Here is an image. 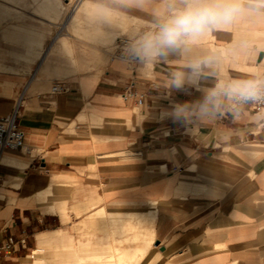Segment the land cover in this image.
<instances>
[{
  "label": "crops",
  "instance_id": "0c3cea01",
  "mask_svg": "<svg viewBox=\"0 0 264 264\" xmlns=\"http://www.w3.org/2000/svg\"><path fill=\"white\" fill-rule=\"evenodd\" d=\"M198 51L220 57L218 73L179 90L176 55L150 67L113 53L75 66L45 55L25 80L0 79V114L24 88V145L0 152V247L13 244L0 264H264V113L172 116L218 78L264 68V25L238 23ZM55 81L67 92L51 93ZM130 83L141 105L122 98ZM109 226H146L158 245L143 259L145 243L114 249L110 261Z\"/></svg>",
  "mask_w": 264,
  "mask_h": 264
},
{
  "label": "rangeland",
  "instance_id": "374dc122",
  "mask_svg": "<svg viewBox=\"0 0 264 264\" xmlns=\"http://www.w3.org/2000/svg\"><path fill=\"white\" fill-rule=\"evenodd\" d=\"M43 1L0 0V79L25 80L33 74L46 52L47 55L54 56L58 62L66 61L71 66L91 58L106 59L108 53H113L118 38L126 37L131 42L152 19L147 14L126 5L139 4L138 0H88L87 6L91 10L80 12L78 18L69 23L84 0H48L53 10L48 1ZM123 14L128 18L126 19ZM229 28L208 34L202 42L212 39L215 33L224 32ZM27 44L32 46L31 52ZM4 85L11 86V83ZM149 214L148 211L147 215ZM123 219V215L110 218L112 223ZM142 243L147 244L142 255H138L143 259L146 250L156 246L150 242L146 226H109V247L116 262L119 252H131L132 245ZM108 248L104 250L107 253ZM114 249H118L119 252ZM54 250L50 253L46 251L53 260L58 259V256L53 254ZM134 259H127V262L122 261L120 264H137L138 261L134 262ZM142 264H145L144 259Z\"/></svg>",
  "mask_w": 264,
  "mask_h": 264
},
{
  "label": "clouds",
  "instance_id": "9594fccd",
  "mask_svg": "<svg viewBox=\"0 0 264 264\" xmlns=\"http://www.w3.org/2000/svg\"><path fill=\"white\" fill-rule=\"evenodd\" d=\"M149 11L148 26L130 42L129 52L146 66L172 55L182 60L183 70L174 73L176 89L197 86L202 77L218 73L220 57L198 51L210 33L249 21L264 25V0H138ZM240 48L247 45L241 43ZM264 100V68L243 79L218 78L194 107L177 105L172 116L178 121L219 115L238 105Z\"/></svg>",
  "mask_w": 264,
  "mask_h": 264
},
{
  "label": "built area",
  "instance_id": "2783aa9c",
  "mask_svg": "<svg viewBox=\"0 0 264 264\" xmlns=\"http://www.w3.org/2000/svg\"><path fill=\"white\" fill-rule=\"evenodd\" d=\"M130 39L126 37H120L114 47L113 54L120 58L126 59L130 62H135L137 59L133 57L129 52ZM133 84L130 83L129 86L122 93V98L124 100L128 98H134L137 105H141L143 100L142 96L138 95L133 89ZM51 93H64L67 92L66 87L63 83L55 81L50 86ZM24 96V88L20 91L17 96L14 105L10 112L7 114H0V152L1 151H16L23 147L24 142V131L19 126L18 119L20 116V111L22 108V101ZM251 106L256 112L264 113V100L256 102H248L246 104L238 105L240 106ZM24 240L21 239V242ZM13 244L5 243L0 247V250L7 251L11 249Z\"/></svg>",
  "mask_w": 264,
  "mask_h": 264
},
{
  "label": "bare ground",
  "instance_id": "6f19581e",
  "mask_svg": "<svg viewBox=\"0 0 264 264\" xmlns=\"http://www.w3.org/2000/svg\"><path fill=\"white\" fill-rule=\"evenodd\" d=\"M43 1V0H42ZM46 1H48V0H46ZM44 2V1H43ZM49 2V1H48ZM42 3V2H41ZM40 3V4H41ZM44 4V3H43ZM42 4V5H43ZM45 4H47V3H45ZM89 3H88V0H84V1H82V3L80 4V6L78 7V9H77V13L75 14V15H73L72 16V18L68 21L69 23L70 22H73L76 18H78V15H79V13L80 12H83V11H86V12H88V11H90L89 9H88V5ZM42 5L40 6V7H42ZM49 5H51V3L49 2ZM47 7V6H46ZM49 7V6H48ZM50 8L53 10V6L51 5L50 6ZM94 8H96V7H94ZM98 8V7H97ZM98 10V9H97ZM107 12H108V10H106ZM121 13V12H120ZM116 15V14H115ZM119 15V14H118ZM117 15V16H118ZM121 15V14H120ZM124 15V14H123ZM125 16V15H124ZM119 17V16H118ZM126 17V16H125ZM120 18V17H119ZM121 18H122V16H121ZM128 18V16L126 17V19ZM130 19V18H129ZM120 22V21H119ZM118 22V23H119ZM122 22V21H121ZM248 22V21H247ZM27 40H31V39H27ZM28 43V42H27ZM31 43H33V42H31ZM24 45H26V42H25V44ZM33 45V44H32ZM27 46H28V49H29V51L30 50H33V48H32V46L30 45L29 46V44H27ZM31 52V51H30ZM39 55V54H38ZM37 55V56H38ZM45 55H47V52L41 57V60L43 59V57L45 56ZM39 57H40V55H39ZM41 62V61H40ZM32 75V74H31ZM127 126V125H126ZM113 259V255H111V256H109V260L111 261Z\"/></svg>",
  "mask_w": 264,
  "mask_h": 264
},
{
  "label": "water",
  "instance_id": "95a60500",
  "mask_svg": "<svg viewBox=\"0 0 264 264\" xmlns=\"http://www.w3.org/2000/svg\"><path fill=\"white\" fill-rule=\"evenodd\" d=\"M155 245H158V242H155ZM162 249V248H161Z\"/></svg>",
  "mask_w": 264,
  "mask_h": 264
}]
</instances>
